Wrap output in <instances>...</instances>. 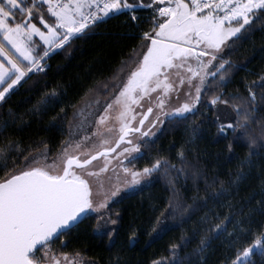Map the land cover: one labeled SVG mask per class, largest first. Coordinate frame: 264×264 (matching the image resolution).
<instances>
[{
  "label": "snow or ice",
  "instance_id": "snow-or-ice-1",
  "mask_svg": "<svg viewBox=\"0 0 264 264\" xmlns=\"http://www.w3.org/2000/svg\"><path fill=\"white\" fill-rule=\"evenodd\" d=\"M121 16L129 27L148 25L122 75L51 116L46 130L64 135L68 124L55 155L43 138L25 147L21 134L32 119L62 104L64 92L40 87L48 60ZM257 31L264 38V0H0V264H100L56 249L86 222L109 252L115 249L108 264H128L117 248V206L161 177L171 195L162 209L151 205L144 231L155 239L191 224V235L150 264H208L213 242L225 236L230 251L219 264H257V257L264 264V222L251 226L252 213L264 215V69L231 59ZM240 71L246 75L237 81ZM26 85L35 102L27 100L23 111L11 107ZM213 126L212 141L222 145L214 159L225 171L202 163L211 153L199 142ZM179 129L182 142H171L164 155L157 142ZM101 158L102 165L93 163ZM140 231L130 229L129 250Z\"/></svg>",
  "mask_w": 264,
  "mask_h": 264
},
{
  "label": "trees",
  "instance_id": "trees-1",
  "mask_svg": "<svg viewBox=\"0 0 264 264\" xmlns=\"http://www.w3.org/2000/svg\"><path fill=\"white\" fill-rule=\"evenodd\" d=\"M146 17L147 12L144 13V18ZM147 27V24H141L140 28L129 27V21L124 16L109 19L106 23H101L83 39L75 40L67 52L61 51L58 54H53L48 60L47 75L41 80L40 87L43 88L47 84L49 88L56 86L58 91L64 92L62 104L57 106L55 111L49 110L42 117L37 116L32 119L30 127L21 134L25 147L28 146L29 141H37L43 138L48 141V147L51 148L52 154L55 155L60 148L61 141L67 139L68 124L67 122L64 123V135H61L60 130H46L48 129L51 116L55 115L56 111H59V107L63 106L65 101L76 102L80 101L81 97L89 99L97 96L98 93L89 91L90 88L95 90L106 81L111 85L114 81L110 78L116 74H121L119 69L122 62H127L129 57L133 55L132 50L138 48L141 43V30H146ZM262 49H264V38L257 31L252 40L241 42L239 52L233 54L231 59L237 64L247 63L249 70L259 72L264 69V50ZM131 67L133 65L129 64L128 68ZM245 75V71L238 72L236 74L237 81ZM249 79H255V77H249ZM30 83L32 82L30 81ZM27 87L26 85L25 89H22L17 96L13 97L10 104L11 107L21 105V111L31 107L27 100L31 99L34 103L35 94L28 93L26 91ZM228 90L232 91V86ZM85 93H87V96H85ZM99 98L101 101L107 99L104 95H100ZM69 119H71L70 109ZM215 132V127H211L206 134V140L199 142V147L202 151L206 149L211 153V155L202 160V163L207 164L210 171H225L226 169L220 168L214 159L215 154L222 147V145H216L212 141ZM184 135L183 129L169 131L157 142L156 148L164 150L163 154L168 155V145L173 141L182 142ZM245 151L246 149L237 148V152L241 155ZM152 154L155 155V151ZM172 155L174 156L175 153ZM228 167L234 169L235 164L233 163ZM183 183L184 181L181 179L177 184V187L182 192ZM165 188L166 180L161 177L159 182L151 188H146L142 193L127 196L117 206V210L122 217V228L117 248L123 249L122 255L128 261V264H150L152 259L167 255L168 246L179 242L182 235H191V224L173 227L166 234L155 239L149 237L144 231L150 226L151 205L155 204L158 209H162L163 204L166 203L167 198L171 195L170 191H165ZM188 195H191V193H188ZM253 207H256V205L253 204ZM251 220V226L256 228L264 222V215L257 211L252 213ZM132 227L139 228L141 231L139 243L129 250L127 237ZM231 230L230 226L229 231ZM61 239L70 240V243L66 248L61 249L58 241L56 249L58 252H65L69 256L75 251H80L86 259H97L100 264H108L109 258L115 253V249L112 252L108 251L110 245L106 239L100 241L93 236L88 222L82 224L80 230L73 233L71 237ZM227 240L228 237L225 236L221 240L213 242L212 249L208 253V264H219V261L230 251ZM195 246V243H193L190 247L183 249L180 252V256L188 257ZM256 259L257 264H260V258L257 257Z\"/></svg>",
  "mask_w": 264,
  "mask_h": 264
},
{
  "label": "rangeland",
  "instance_id": "rangeland-1",
  "mask_svg": "<svg viewBox=\"0 0 264 264\" xmlns=\"http://www.w3.org/2000/svg\"><path fill=\"white\" fill-rule=\"evenodd\" d=\"M93 163H94V164H100V165H102L103 160H102V158H101L100 160H98V161H94Z\"/></svg>",
  "mask_w": 264,
  "mask_h": 264
},
{
  "label": "crops",
  "instance_id": "crops-1",
  "mask_svg": "<svg viewBox=\"0 0 264 264\" xmlns=\"http://www.w3.org/2000/svg\"><path fill=\"white\" fill-rule=\"evenodd\" d=\"M38 26H41V27H42V25H39V24H38ZM34 39H37V40H38V37H36V38H34Z\"/></svg>",
  "mask_w": 264,
  "mask_h": 264
}]
</instances>
